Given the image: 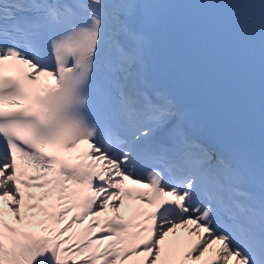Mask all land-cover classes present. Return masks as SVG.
<instances>
[{
  "label": "snow or ice",
  "instance_id": "obj_1",
  "mask_svg": "<svg viewBox=\"0 0 264 264\" xmlns=\"http://www.w3.org/2000/svg\"><path fill=\"white\" fill-rule=\"evenodd\" d=\"M0 264H264V0H0Z\"/></svg>",
  "mask_w": 264,
  "mask_h": 264
}]
</instances>
